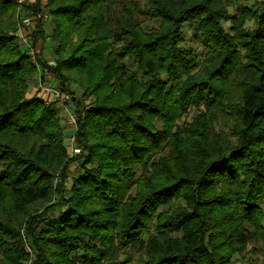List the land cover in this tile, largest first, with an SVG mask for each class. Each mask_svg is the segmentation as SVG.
Returning <instances> with one entry per match:
<instances>
[{
    "label": "trees",
    "instance_id": "1",
    "mask_svg": "<svg viewBox=\"0 0 264 264\" xmlns=\"http://www.w3.org/2000/svg\"><path fill=\"white\" fill-rule=\"evenodd\" d=\"M40 3L0 0V264L264 255V0H45L31 41L51 39L54 66L15 36ZM39 71L92 99L77 177L57 108L27 98Z\"/></svg>",
    "mask_w": 264,
    "mask_h": 264
},
{
    "label": "rangeland",
    "instance_id": "2",
    "mask_svg": "<svg viewBox=\"0 0 264 264\" xmlns=\"http://www.w3.org/2000/svg\"><path fill=\"white\" fill-rule=\"evenodd\" d=\"M235 1V5H232L231 8L229 9L230 14H235L236 13V6L237 4H246L248 6H251L252 4H254L255 0H234ZM40 10L38 12H34L32 14H27L26 12L22 13L21 18L23 20L29 18V21L31 23H33L32 26V31H31V39H32V35L35 31V29L37 28V22L39 20H42V15L46 12V7H45V0H40ZM38 3V0H32V2H27L24 6L23 9H31L33 7H35V5ZM22 9V10H23ZM22 12V11H21ZM52 19L51 16H49L48 19H46L45 24H44V29L47 33L51 32V27H52ZM225 28H229V26L231 25V23L229 21H225L224 22ZM35 26V29H34ZM183 37H184V43L182 45V48L185 50H191L193 51V53L196 54L197 57H202L204 54V49L203 47L195 40L194 38V32L191 29V27L189 25H185L184 29H183ZM42 39H39L37 44L38 46L36 47V49L38 50L39 53H36L35 56L38 57V55L43 59L46 60L48 62L49 65L54 66L55 64V59L54 56L52 54V41L51 39H47L46 40V46H45V50L44 53L42 54L40 51V47L39 44H41ZM32 59V58H31ZM50 74V73H49ZM47 74L43 75L40 71L38 72L36 78L34 79V81H32V83L29 86V91L27 94V98L30 99L32 97H37L41 100H43L42 98V90L40 87V82H43V85H47L49 86V84H52V87H56V88H60L61 92H62V98L63 101L59 102V101H52L49 104L45 103V101L43 100L44 104L46 105H55V107L58 110L59 116L62 119V126L64 129V133H65V143H66V147L68 149V153L70 156V159L72 160V165L70 168V173L71 176L77 177L79 175L82 174L81 172V160H74V158L76 157H83L84 154H82L81 150L79 149L78 145H77V137H76V133H75V127L78 130V123L76 124V126H73L69 123L68 121V115L69 113H73L76 115L75 110L77 108V102H83V107L85 106L86 109H89L92 107V99H88V100H83L82 95H81V90L75 86V85H71L68 88H66L67 90L64 91L62 89V86L60 85V83L57 81L56 78H54V80H50ZM51 76H53L51 74ZM75 93V94H73ZM50 97H48L49 99ZM77 116V115H76ZM77 118V117H76ZM190 118H186V121H189ZM75 136V143H76V148H78L80 150L79 153H76L73 155L72 149H71V138L72 136ZM68 187L70 188V184H68ZM48 202L43 203V205L45 206L46 204H48ZM55 216L57 214H54ZM24 241H26V244L28 243V240L26 239V237L24 236ZM253 244H250L249 247L246 249V251L241 255V256H237V258H234V260L232 261V263L230 264H264V255L262 253H255L252 249H253ZM27 251L30 253L31 250L29 249V246L27 245ZM25 264H33L32 263V257L30 255L29 260L25 263Z\"/></svg>",
    "mask_w": 264,
    "mask_h": 264
},
{
    "label": "built area",
    "instance_id": "3",
    "mask_svg": "<svg viewBox=\"0 0 264 264\" xmlns=\"http://www.w3.org/2000/svg\"><path fill=\"white\" fill-rule=\"evenodd\" d=\"M15 2L20 8H22L23 5H25L27 2H32V0H15ZM49 16H50L49 11L46 8V12L42 15V20L46 21V19H48ZM32 26H33V23H31L29 21V18H27L25 20L21 19V21L18 24L15 36H16L18 42L27 48L28 55L32 58V61L34 63H36V56H35L36 52L32 46V41H31ZM34 29H35V26H34ZM47 75H48L47 78H49L50 80H54L53 76H51L50 74H47ZM39 84H40V87L42 90L41 94H43L42 98L45 101V103L49 104L52 101H59V102L63 101V98H62L63 95H62L60 88H56L54 86L52 87V84H49V86H47V85L45 86V85H43V82H40ZM48 97H50V98L48 99ZM76 117L77 116L73 113H69V115H68V121L73 126H76V124H77V118ZM74 130L76 133L77 132L76 127ZM70 145H71L73 155L80 152V150L78 148H76L74 135L71 138Z\"/></svg>",
    "mask_w": 264,
    "mask_h": 264
}]
</instances>
